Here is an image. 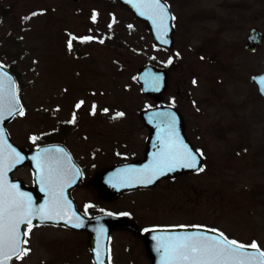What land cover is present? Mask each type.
<instances>
[{"label": "rangeland", "instance_id": "374dc122", "mask_svg": "<svg viewBox=\"0 0 264 264\" xmlns=\"http://www.w3.org/2000/svg\"><path fill=\"white\" fill-rule=\"evenodd\" d=\"M167 1L179 18L171 50L154 49L143 24L109 0H5L12 13L2 22L1 31L14 29L21 36L16 46L21 51L10 47L5 52L18 59L26 107L23 115L7 124V130L15 143L29 146L40 141L41 134H51L78 159L94 150L99 171L121 161V155L128 157L122 160L141 157L146 130L138 112L148 98L140 93L135 73L148 62L165 65L168 87L163 99H174L187 135L201 148L203 170L163 180L143 192L124 193L113 202L115 207L129 209L141 224L207 226L234 240L255 242L264 251V102L249 81L262 69L264 42L258 56L242 55L233 47L234 22L239 18L247 34L255 23L257 2L228 0L232 22L223 35L229 45L214 48L216 59L208 46L200 47L193 27L197 20L192 22L210 0ZM91 8L99 10L98 23L88 19ZM35 9L37 14L24 21ZM262 11L264 29V1ZM111 14L115 23L108 20ZM203 18L198 22L206 24L208 37L217 25ZM76 34L89 36L72 49L68 43L77 41ZM80 100L84 104L77 109ZM92 102L106 112L98 109L89 115ZM119 111L123 115L113 119ZM14 176L30 182L26 166ZM74 194L78 205L82 197L97 198L86 184ZM81 238L57 229L34 230L28 253L15 264H90L78 244ZM142 244L134 240L130 253L117 249L115 264H130V259L148 264Z\"/></svg>", "mask_w": 264, "mask_h": 264}, {"label": "water", "instance_id": "95a60500", "mask_svg": "<svg viewBox=\"0 0 264 264\" xmlns=\"http://www.w3.org/2000/svg\"><path fill=\"white\" fill-rule=\"evenodd\" d=\"M119 3L129 10L133 12L135 16L140 18L141 20L147 23V27H149L154 42L160 46L170 47L172 45V37L171 34L173 32L170 27V15L168 13L167 7L161 1V4L165 6L166 17L164 25L161 27L159 20H156L151 17V13L145 11L142 8H139L138 5L142 2V0H118ZM141 12H144L142 15ZM258 36L255 34H250L249 42L251 44L258 43ZM256 80L259 90L264 94V83L261 81L264 80V75L259 76L257 78H253ZM136 80L141 87L142 92L146 94L152 95L154 98H158L160 92L165 88L166 82V73L165 71L155 68L151 65H146L143 68L139 69V72L136 75ZM9 107H12L13 112L11 115L8 114ZM21 110V107L17 103L16 94H15V83L12 76L0 68V172L3 173V180L7 182L9 186L14 185V182L10 180V173L12 170L16 169L19 164L29 163V165L34 169L35 172V189H31L28 191L29 194L26 196L31 197V207L33 209V215L31 217V223L33 222H43L50 221L54 223H61L74 226L75 224H81L82 228H86L89 231H93L92 224L97 223V220H93L88 222L87 225L83 221H77L70 217L73 216L72 211L70 210V206L68 204V200L66 197V186L61 187L59 191V196L55 193V195L51 194L55 185L57 184L55 174V164L54 161L51 166H48L46 162L39 163L40 159H46V155L53 150H58V146H44L37 148L33 151H28L24 149H20L16 147L9 139L6 131L5 124L10 120V118ZM141 118L150 129V138L147 141V151L146 157L144 161L134 162L125 165L118 166L116 168L108 169L103 171L98 179V183L104 188L106 194L108 196H115L120 193L122 190L137 187V186H145L153 184L157 179L167 175L174 176L179 173H183L189 170H193V168L187 167H176L173 171H167L164 175H159L152 183H140V179L145 173L143 170L151 169L155 163V161L159 158L162 150L165 147L166 142L169 140L168 136L171 134L170 132L163 131L166 128H174L180 127L183 125L177 121L175 114L171 111V109L167 107H157L147 111H142L140 113ZM176 121H175V120ZM172 120L175 121V124H172ZM183 135V132L181 131ZM178 142V140H176ZM51 155V154H50ZM53 156V155H52ZM52 158V157H51ZM198 158V157H197ZM197 168L200 167V160L198 158ZM59 167L63 164L59 163L56 166ZM48 167H52L51 172L53 173L51 176L54 178V182H49L48 175ZM37 179V180H36ZM113 184V185H112ZM112 185V186H110ZM110 186V188H109ZM51 196L50 200H53V212L50 214V219L41 218L36 210L45 207V201L47 196ZM57 195V196H56ZM59 201V204L56 202ZM66 219L71 220L70 223H66ZM101 221V220H100ZM109 226H117L120 225L121 219H113L110 218L108 220H104ZM114 223V224H113ZM20 226V236L21 240L22 232ZM75 227V226H74ZM91 227V228H90ZM79 228V227H78ZM92 229V230H91ZM194 232H206L209 236H219V233L197 227H176V228H165V229H156L150 230L145 234V246L149 257L151 258L152 264H164L163 259V249L157 250L158 240L157 237H165L169 235H183L187 233ZM93 245L97 247L96 244H92L91 242V250L93 254V259L95 264H99L100 259L97 258V255L94 252ZM21 247V244L19 245ZM98 251V247H97ZM246 253L255 254L256 250L250 247H246L244 249ZM18 254V253H17ZM17 254H12L9 252L10 258L5 259L3 255H0V262L2 264H9L11 259L14 258Z\"/></svg>", "mask_w": 264, "mask_h": 264}, {"label": "snow or ice", "instance_id": "6c2138e0", "mask_svg": "<svg viewBox=\"0 0 264 264\" xmlns=\"http://www.w3.org/2000/svg\"><path fill=\"white\" fill-rule=\"evenodd\" d=\"M138 7L150 12L152 14L150 18L159 20L161 27L164 25L166 10L161 0H142ZM141 14L143 15L144 12ZM261 82L264 83V80ZM12 112V107H9L8 114L11 115ZM19 114L23 115V112ZM198 163L197 154L182 142L178 143L170 138L153 167L150 170H143L145 175L139 182L150 184L159 175L173 171L176 167L197 169ZM197 170L202 171L203 169ZM48 179L50 183L54 182L51 175ZM56 203L59 204V201ZM36 212L43 219L51 218L44 207L37 209ZM32 215L31 197L19 192L15 185L9 186L3 180V173L0 172V255H3L5 259L10 258L9 252L17 254L26 251L19 247L22 243L19 239L20 226L27 225L28 231H31ZM74 226L81 227L82 225L77 223ZM99 231L103 233V229ZM24 235H27V232ZM156 239L158 240L157 250L163 249L164 264H264V251H260L255 242L245 246L237 241L228 240L223 237L222 233L218 237L209 236L206 232H194ZM23 242L26 243V241ZM246 247L255 249V254L246 253L244 251ZM17 258H22V256L18 255Z\"/></svg>", "mask_w": 264, "mask_h": 264}, {"label": "flooded vegetation", "instance_id": "af4514ba", "mask_svg": "<svg viewBox=\"0 0 264 264\" xmlns=\"http://www.w3.org/2000/svg\"><path fill=\"white\" fill-rule=\"evenodd\" d=\"M109 1H111V0H109ZM263 1L264 0H256L257 7H256V10L254 12V14H256L254 16L255 17V23H251V25L249 26V30L259 29L263 32L262 41L264 40V30H263L261 23H260V16L263 15V11H262V2ZM113 3L117 4L114 0H113ZM228 5H229V7H231L228 0H220V1L210 0V1H208L207 8L205 10L199 11L201 13L200 16L199 15L198 16L193 15V21L192 22L193 23L196 22V21H194V18L197 20V25L196 26L193 25V27L195 29V32L198 33L200 47L208 46L210 51H211L210 55L215 57L216 59H217V56H216L217 52L215 51L214 48L216 46L227 47L229 45V38H227L224 41L225 36L223 35V34H225V35L228 34V28H229L228 25L231 24V22H232L231 21L232 14H231L230 8L228 9ZM239 7L240 6H238L237 8L239 9ZM11 13H12L11 4L10 5L6 4L5 0H0V63L3 64L13 74V76L15 77V79L17 81L18 91H19V87H20V83H21L20 78H19V74L17 73L19 62H18V59L16 57H14L13 59H10L8 57L9 56L8 52H5V49L13 47V48H18V52H20L21 47L20 46L16 47V46L20 45L21 37H19V35L17 33H15L14 29L12 32L11 31L10 32L1 31L2 22L5 20V18H9L11 16ZM203 16L205 17V20H209V21L212 20V22H215L217 25L215 28V33L209 34L208 37L206 36V33H205V31H207V29H208L206 24L200 25L198 22V20L203 18ZM234 25L237 28V31H234L235 33H237V38L233 42V47H235V50L240 49L242 51V55H243V53L246 52L248 54H252V56H258V54H259L258 52H259L261 45L252 51H247L245 49V45L247 43L248 33L246 34L245 30L242 29L243 24H241V20L239 18L236 19V21L234 22ZM249 30H248V32H249ZM258 59H259V57H257L256 61L260 63V61H258ZM222 65H224V64H222ZM254 88H255V86H254ZM256 95H257V93H256ZM257 98H259L258 95H257ZM94 111H95V107H94ZM113 119H115V118L113 117ZM144 129L146 130V135H147L148 130L145 127H144ZM186 130H187L186 128H183V131L187 135ZM145 137L146 136H144V139H145ZM187 137L192 141L191 137H189L188 135H187ZM71 153H72V156H73L75 162L80 167L81 172H82L81 180L71 190V194H72V197L74 198V200L76 202L77 208L87 217H94V216L101 215V214L125 215V216H129L136 224V227H135L136 229H134V228H122V229H114V230L112 229L110 231L109 243H108V252H109L110 264H113V261H114L113 254L116 256L117 249L121 248L122 252L130 253L134 240L138 241V239H140L143 243V231L146 227H149L150 224H141L140 221L137 219V217L134 216V214L129 209H122V207L121 208L115 207V203L117 202L116 201L117 198H119L123 194H121V195H119L113 199L103 198L101 189L94 183L95 177L99 173V168H98L96 161H95L96 153L94 150L90 149L88 156H86L85 154L81 155L82 159H78L74 155L72 150H71ZM15 178H18V177L15 176ZM82 184H86L89 187H91L93 189V192L97 193V198H91L90 199L87 197H82L80 205H78L77 201L74 197V195H75L74 193ZM145 190H149V189H139L137 191L143 192ZM114 201H116V202L113 203ZM41 228L59 229V230H62L66 233L71 234L72 236H75L76 234H81L82 238L80 239L78 244L81 245L82 252L86 253L88 261H89V263H91V260H90L91 255H90V250L88 247L89 235L87 232H85V231H73V230L63 228V227L52 226L49 224H34L31 226V231L32 230H38ZM31 231H28V227H26L24 229V233L27 232V235H25V237H24V241H26L27 238H30L29 236H31ZM79 245H78V247H79ZM142 245L144 247V244H142ZM45 247L47 248L48 245ZM114 249H115V252H114ZM129 262H130V264H136V262L132 261V259H130Z\"/></svg>", "mask_w": 264, "mask_h": 264}]
</instances>
